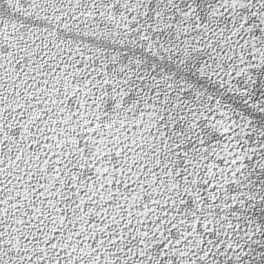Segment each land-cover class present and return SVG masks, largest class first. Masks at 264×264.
Here are the masks:
<instances>
[{
	"label": "snow or ice",
	"instance_id": "obj_1",
	"mask_svg": "<svg viewBox=\"0 0 264 264\" xmlns=\"http://www.w3.org/2000/svg\"><path fill=\"white\" fill-rule=\"evenodd\" d=\"M0 264H264V0H0Z\"/></svg>",
	"mask_w": 264,
	"mask_h": 264
}]
</instances>
